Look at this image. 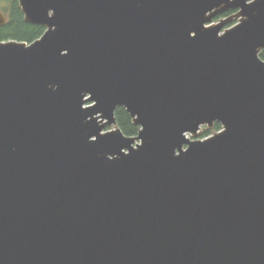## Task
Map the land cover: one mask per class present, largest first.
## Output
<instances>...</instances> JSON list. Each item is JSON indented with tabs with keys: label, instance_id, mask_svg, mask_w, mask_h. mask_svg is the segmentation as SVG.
I'll use <instances>...</instances> for the list:
<instances>
[{
	"label": "water",
	"instance_id": "water-1",
	"mask_svg": "<svg viewBox=\"0 0 264 264\" xmlns=\"http://www.w3.org/2000/svg\"><path fill=\"white\" fill-rule=\"evenodd\" d=\"M17 1L0 264H264V0Z\"/></svg>",
	"mask_w": 264,
	"mask_h": 264
},
{
	"label": "trees",
	"instance_id": "trees-1",
	"mask_svg": "<svg viewBox=\"0 0 264 264\" xmlns=\"http://www.w3.org/2000/svg\"><path fill=\"white\" fill-rule=\"evenodd\" d=\"M0 12H3L7 17V24L0 27V42L20 41L32 43L41 38L46 28L43 26L31 25L25 22L24 14L17 0H0ZM234 13L225 14L230 16ZM261 58L264 60V51L261 53ZM116 118L119 128L127 136H137L139 129L134 125L132 118L124 108H119L116 111ZM222 130L221 124L217 123L212 129L206 128L203 138L210 137Z\"/></svg>",
	"mask_w": 264,
	"mask_h": 264
},
{
	"label": "rangeland",
	"instance_id": "rangeland-1",
	"mask_svg": "<svg viewBox=\"0 0 264 264\" xmlns=\"http://www.w3.org/2000/svg\"><path fill=\"white\" fill-rule=\"evenodd\" d=\"M235 14V12L232 14V15H234ZM231 16V15H230ZM230 16H222V17H219V18H217L216 20H215V23H217L218 21H219V19H221V18H223V19H225V18H227V17H230ZM239 23V20H233V22L232 23H230V24H228L226 27H225V30L226 29H230V28H232V27H234L236 24H238ZM113 129V127L111 128V127H107L106 129H105V131H110V130H112ZM206 132V127H204V128H202L200 131H199V133H198V135L195 137V138H193L191 135H188V137L190 138V139H192V140H203V139H205V138H203V134ZM216 134V133H215ZM214 135V134H213ZM213 135H211V136H213Z\"/></svg>",
	"mask_w": 264,
	"mask_h": 264
}]
</instances>
